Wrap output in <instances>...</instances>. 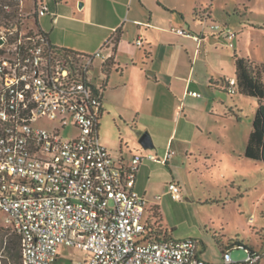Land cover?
<instances>
[{
	"label": "built area",
	"instance_id": "built-area-1",
	"mask_svg": "<svg viewBox=\"0 0 264 264\" xmlns=\"http://www.w3.org/2000/svg\"><path fill=\"white\" fill-rule=\"evenodd\" d=\"M50 15L45 0H0V213L20 237L23 264H54L62 246L85 252V264H208L196 256L197 240L146 239L136 176L144 159L167 163L175 152L135 154L130 165L113 159L98 139L102 98L90 81L95 62L112 58L103 54L109 42L91 55L58 51L39 24ZM212 30L235 47L231 28ZM59 118L54 130L39 125ZM68 118L77 132L64 140ZM167 193L184 199L175 180ZM258 262L256 252L222 259Z\"/></svg>",
	"mask_w": 264,
	"mask_h": 264
},
{
	"label": "crops",
	"instance_id": "crops-1",
	"mask_svg": "<svg viewBox=\"0 0 264 264\" xmlns=\"http://www.w3.org/2000/svg\"><path fill=\"white\" fill-rule=\"evenodd\" d=\"M249 1L45 0L51 15L41 18L39 24L53 46L91 55L109 42L103 54L112 58L96 61L90 77L95 85L103 87L97 133L100 144L113 159L123 165H130L135 154H152L162 160L175 143V154L167 163L143 160L134 186L146 205L156 207L154 215L161 223L157 203L170 196L168 184L173 180L182 184L181 168L187 163L191 165V157L210 154L214 137L225 139L216 129L217 123L209 120L210 116L229 110L235 118L227 123L232 131L230 139L239 156L245 154L250 129L241 125L245 105L240 95L243 94L236 86L231 94L228 82L237 81L236 55L258 63L264 61L243 53L241 38L230 48L223 35L209 25L224 20L222 26L235 33L237 24L243 27V32L256 29L252 17L257 9L248 5ZM44 18L49 19V24L42 23ZM174 29H183L187 35H179ZM117 36L119 39L114 43ZM106 63L111 66L108 73H103ZM190 92L200 96L194 97ZM144 135L150 145L141 142ZM171 238L189 239L174 235ZM194 240L200 261L222 264V257L220 262L206 257L207 241ZM83 254L78 264H85L86 254ZM60 259L59 249L54 264Z\"/></svg>",
	"mask_w": 264,
	"mask_h": 264
},
{
	"label": "rangeland",
	"instance_id": "rangeland-1",
	"mask_svg": "<svg viewBox=\"0 0 264 264\" xmlns=\"http://www.w3.org/2000/svg\"><path fill=\"white\" fill-rule=\"evenodd\" d=\"M248 5L257 9L252 18L255 27H258L243 32L240 24H233L238 30L236 39L241 38V49L248 57L264 61V0H251ZM223 22L224 20L217 21L220 25H223L221 24ZM42 23L49 24V19H42ZM236 43L235 40V45ZM239 55L242 53L239 52ZM240 97L245 105L242 108L241 125H247L251 133L253 112L258 100L243 95ZM209 120L217 123L214 125H217L216 129L225 135V139L221 141L214 137L209 146L210 154H196L190 159L191 165L187 163L181 168L184 199L175 201L171 196H167L165 200L157 203L163 220L161 226L172 230L171 234L175 237L204 239L208 244L206 257L219 262L221 251L214 243L215 235L223 236L219 238L224 240L226 245L231 244L237 235L248 237L256 250L259 264H264V164L249 160L244 154L239 156L235 150V145L230 139L232 131L227 127V123L234 121L235 118L228 109L221 110L216 116H210ZM60 121V118L55 121L47 120L39 125L54 130L61 127ZM73 126V122L68 118L67 128L60 134L64 140H71L75 136L77 130ZM173 140L170 141V145ZM173 149L169 148L170 151H174ZM166 176L168 177L167 174ZM145 208L144 223L155 226L156 207L147 204ZM6 221L7 215L0 213V229L17 238L12 228L7 230ZM199 251H202L200 246ZM231 255L234 262H239L245 259L247 253L243 248H235ZM60 256L57 264H78L84 254L81 250L63 246L60 248Z\"/></svg>",
	"mask_w": 264,
	"mask_h": 264
},
{
	"label": "trees",
	"instance_id": "trees-1",
	"mask_svg": "<svg viewBox=\"0 0 264 264\" xmlns=\"http://www.w3.org/2000/svg\"><path fill=\"white\" fill-rule=\"evenodd\" d=\"M118 39L119 38L117 36L114 43L117 42ZM56 49L72 55L77 54L76 52L65 48ZM235 65L237 81L233 86H231L230 82H228L229 92L231 88L236 86L240 94L253 97L258 100V107L254 115L252 131L250 133L244 155L250 160L258 161L264 164V63L254 62L250 59L236 55ZM110 66L111 64L109 63L104 64L103 73H108ZM90 81L96 89V94L102 98L103 87L95 85L91 78ZM234 93L235 90L231 94ZM154 218L157 222L154 227L147 230L145 234L146 239L155 241L160 239H171L172 230L164 229L161 226L160 218H157L155 215ZM6 228L8 230L10 227ZM0 234V264H23L20 237L18 235L17 238L9 236L8 232L4 229H0ZM219 237L223 238V236L216 237L215 235L213 240L220 248L222 259L226 252H232L235 248H243L246 253L256 252L254 247L251 245L250 238L248 237H239V235H237L234 241H232L231 244L225 245V247L222 246V242Z\"/></svg>",
	"mask_w": 264,
	"mask_h": 264
},
{
	"label": "water",
	"instance_id": "water-1",
	"mask_svg": "<svg viewBox=\"0 0 264 264\" xmlns=\"http://www.w3.org/2000/svg\"><path fill=\"white\" fill-rule=\"evenodd\" d=\"M79 7H82V3L79 4ZM141 142L144 145H150V142H149L148 137L146 135L143 136V138L141 139Z\"/></svg>",
	"mask_w": 264,
	"mask_h": 264
}]
</instances>
